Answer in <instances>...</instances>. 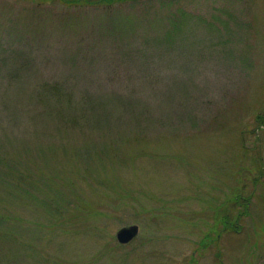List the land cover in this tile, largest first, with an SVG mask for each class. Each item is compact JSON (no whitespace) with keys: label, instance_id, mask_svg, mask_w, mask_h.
<instances>
[{"label":"rangeland","instance_id":"obj_1","mask_svg":"<svg viewBox=\"0 0 264 264\" xmlns=\"http://www.w3.org/2000/svg\"><path fill=\"white\" fill-rule=\"evenodd\" d=\"M0 264H264V0H0Z\"/></svg>","mask_w":264,"mask_h":264},{"label":"trees","instance_id":"obj_2","mask_svg":"<svg viewBox=\"0 0 264 264\" xmlns=\"http://www.w3.org/2000/svg\"><path fill=\"white\" fill-rule=\"evenodd\" d=\"M70 1L80 2V0H70ZM261 170H263V169L262 168L260 169V172L262 173L263 171H261ZM46 184H48V183L45 182V185ZM34 185H36V188H34V189H37V183L35 182V180L33 182V186H31L32 189H33ZM252 196H253V191L251 192L249 197H247L246 199L241 198L240 194H237L230 199L232 201V205H230L229 207H230V209H233L235 211L237 209V211H236L237 215L235 216L234 219L227 217V219H229V221L223 220V222H224L223 227L226 226V228L228 227V229H233L235 231L237 230V226H235V224L237 223V219L239 220L240 217L247 214L248 208H249L248 206L250 203V197H252ZM92 202H93V199L85 200V199H81L79 197V199L75 203V206L73 204H71L70 205L71 209L67 208V212H73L74 213V211H75L78 214H82V216L84 217L85 215L94 211L93 206H91ZM240 208H242V210L238 211V209H240ZM54 210L57 211L56 208H54ZM230 212H233V211L230 210ZM72 215L74 216V214H72ZM223 219H225V217ZM226 222L228 223V225L227 224L225 225ZM218 236H219V234H218ZM217 261L221 263V259H218Z\"/></svg>","mask_w":264,"mask_h":264},{"label":"water","instance_id":"obj_3","mask_svg":"<svg viewBox=\"0 0 264 264\" xmlns=\"http://www.w3.org/2000/svg\"><path fill=\"white\" fill-rule=\"evenodd\" d=\"M138 226L136 224H128L121 226L115 233L116 240L120 244H126L135 238L138 234Z\"/></svg>","mask_w":264,"mask_h":264}]
</instances>
